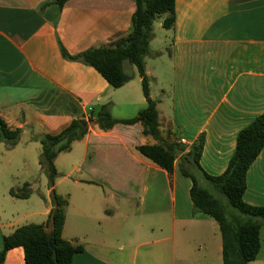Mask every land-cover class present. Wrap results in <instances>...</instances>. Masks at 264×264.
Here are the masks:
<instances>
[{
  "label": "crops",
  "instance_id": "1",
  "mask_svg": "<svg viewBox=\"0 0 264 264\" xmlns=\"http://www.w3.org/2000/svg\"><path fill=\"white\" fill-rule=\"evenodd\" d=\"M53 1L0 0V117L21 130L20 142L31 132L27 143H39L106 104L116 119L134 118L147 106L136 68L125 64L132 80L113 89L92 67L63 56L127 36L135 2L69 0L61 8ZM149 46L145 69L161 122L179 132L184 153L203 136L200 164L222 175L239 132L264 113V0H176L174 26L154 23ZM153 143L140 124L91 129L67 152L79 155L68 171L59 174L57 157L59 177L37 200L10 195L28 179L11 169L12 154L4 157L0 252L3 237L17 228L47 224L54 190L68 199L63 238L83 246L72 264H223L219 226L194 211L181 156L170 177L136 151ZM244 201L264 207V149L247 173ZM17 207L26 211L10 212ZM261 252L249 264H264ZM3 264H25L24 250H10Z\"/></svg>",
  "mask_w": 264,
  "mask_h": 264
},
{
  "label": "trees",
  "instance_id": "2",
  "mask_svg": "<svg viewBox=\"0 0 264 264\" xmlns=\"http://www.w3.org/2000/svg\"><path fill=\"white\" fill-rule=\"evenodd\" d=\"M69 0H54L63 7ZM136 10L132 16L130 33L108 47L89 49L76 56L63 51L65 59L80 62L95 69L113 89H120L132 80L125 64L134 66L142 80V91L147 106L131 119H116L111 114V104L103 105L96 115L82 116L58 134H46L40 140L39 165L46 174L50 189L58 179L55 161L62 153L71 150L91 129L107 133L118 126L140 124L144 137L153 144L136 147L140 156L149 160L171 177L177 158L181 156V173L192 182L190 191L194 211L212 217L218 224L222 238L223 264H249L258 260L262 249L261 230L264 227V207H255L244 201L247 173L264 149V113L258 116L237 136L236 150L226 171L211 176L200 164L204 149V137L200 136L189 152L179 143L180 134L172 128L165 129L157 108V101L150 94V79L146 75L145 59L151 54L150 41L156 20L162 16V26L171 29L175 23L176 0H133ZM21 138V130L10 129L0 117V141L15 147ZM10 195L28 199L32 195L30 184L11 189ZM225 201L247 221L229 216ZM53 209L46 225L28 224L3 237L0 264L6 254L15 248L24 250L25 264H72L73 257L83 251V246L63 238L68 199L52 190ZM238 221V222H237ZM51 231H47V227Z\"/></svg>",
  "mask_w": 264,
  "mask_h": 264
},
{
  "label": "rangeland",
  "instance_id": "3",
  "mask_svg": "<svg viewBox=\"0 0 264 264\" xmlns=\"http://www.w3.org/2000/svg\"><path fill=\"white\" fill-rule=\"evenodd\" d=\"M164 19V16L158 18L156 20V24L162 22ZM130 65V64H128ZM132 66V65H130ZM134 69L135 67L132 66ZM140 94L142 92L140 91ZM115 115H118V111H114ZM31 135V132H28L24 137L22 138L21 142L16 145L15 149L12 151H7L6 143L0 142V164L4 163V157L10 156L11 154L14 156L13 158V163H12V170H19L20 175L19 178L21 181L28 179L26 183L30 184V187L32 189V200H37V198H41V193L42 195H45L46 189L48 188V183L49 180L46 176V174L41 170L40 165H39V158L41 155V144L40 143H27V138ZM75 156V157H74ZM74 157V160L71 161L70 159ZM79 159V155L75 149L74 153L69 154V153H63L59 155L58 157V169H59V174L62 172L68 171V168L70 167L69 164H72L76 162ZM1 185V182H0ZM0 191H2V186L0 187ZM61 190H59L60 192ZM2 195V194H0ZM225 206L227 208V212L229 216H238L239 220L242 221H247L248 218L244 215H241L236 209L229 207L227 204V201H225ZM22 204V203H19ZM26 209L23 208H16L13 211H10L11 213H19L21 215L23 212H25ZM36 221V220H33ZM238 222V221H237ZM26 224V222H23ZM262 240L264 243V235H262ZM190 250L192 252H195V248L193 246L190 247ZM261 256L264 257V247H263V252H261Z\"/></svg>",
  "mask_w": 264,
  "mask_h": 264
},
{
  "label": "built area",
  "instance_id": "4",
  "mask_svg": "<svg viewBox=\"0 0 264 264\" xmlns=\"http://www.w3.org/2000/svg\"><path fill=\"white\" fill-rule=\"evenodd\" d=\"M91 110V109H90Z\"/></svg>",
  "mask_w": 264,
  "mask_h": 264
}]
</instances>
